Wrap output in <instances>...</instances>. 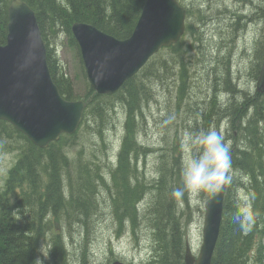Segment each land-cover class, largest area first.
Wrapping results in <instances>:
<instances>
[{
  "label": "trees",
  "instance_id": "1",
  "mask_svg": "<svg viewBox=\"0 0 264 264\" xmlns=\"http://www.w3.org/2000/svg\"><path fill=\"white\" fill-rule=\"evenodd\" d=\"M11 1L13 0H0V45L5 43L7 8ZM20 1L28 4L35 12L47 48L46 61L50 76L60 95L65 100L72 101L78 98L73 92L72 82L63 74L60 64L53 56L49 37H56L59 31L66 33L69 45L76 51L79 59V50L70 32L72 24H89L118 40H125L131 35L145 0ZM262 8L259 7L256 12L258 18L260 15L258 12ZM263 14L264 11L262 17ZM188 15L193 16V13L189 12ZM202 17L198 11L196 20L199 21ZM186 29L188 31L191 29V33L195 35L191 23ZM234 30L236 31L237 28ZM260 47L259 51H255L256 79L264 57V44H260ZM169 50L172 52L169 59H162L159 66H155L160 53L155 55L142 71L126 81L116 94L97 95L88 86L82 97L87 103L83 126L89 128V124H94L93 132L99 142L105 141L104 132L110 126L105 120L106 117L111 120L116 105H120L125 113L123 140L117 156V165L112 163L107 165L109 179L104 178L97 167L75 161L74 169L69 167L66 173L63 171V176L66 175L61 177L60 183H52L49 177L44 176V174L51 176L52 168H49L47 163L50 162L53 169L57 170H64L67 167H56L54 160L57 157L62 165L66 163L65 145L61 143L74 135L62 136L57 143L41 150L12 126L0 121V150L14 153L16 157L5 184L0 187V264H34L41 255L40 248L46 239L49 255L43 260V264H67L66 255L70 256V250L66 243L64 244L63 234L50 235L55 222L41 224L39 218L36 220L38 214L34 221L24 218L25 212L21 210L24 198L28 202L27 208H32L30 198L33 196L16 198L13 194L23 186L35 193L40 189H45L47 193H50L52 188L62 189L61 199L64 203L60 202L57 191L59 202L56 201L54 204L51 202L49 211L57 217L62 231L69 228L65 226L64 220L70 217L73 221L70 228L76 231L86 230V235L88 225L91 224L97 206L100 205L98 194L103 195L108 192L111 194L112 215L119 230L122 232L127 229L133 235L140 220L137 206L142 200H146L143 210H146V219L150 224L154 244V251L146 264H184L187 224L183 215L189 209L190 195L186 191L180 200L171 196L175 188L182 187V163L179 157H175L180 150L178 140L174 146L170 144L166 145L164 150L159 149V164L156 165L159 176L154 177L153 184L143 180L142 174L140 175L135 165L137 155H144L145 150L138 136L142 131L143 110L152 97L147 87V83H151L147 82L148 80L155 82L156 87L162 89L165 87L170 89L171 84L174 87L177 105L180 106L185 102L186 118L192 121L183 128L184 131L196 134L211 127L219 130V126H222L223 122L226 123L225 132L228 135L226 139H230L233 147L232 169L235 176L230 178L225 191L222 220L211 264H248L249 253L254 246L253 240L256 235L260 236L256 263L261 264L264 258V243L261 240L264 237V93L256 90L247 93L237 89L231 72V55L225 54L223 56L225 62L221 66L213 67V72L216 74L214 82L208 81L210 100L203 103L194 102L195 104L191 105V99L188 98L191 79L188 58L183 55V40L171 46ZM181 55L185 60L180 59ZM258 56H261L260 61ZM174 67L177 69L176 72ZM216 71L220 76H217ZM222 94L228 96L225 105L217 103ZM97 121L99 122L94 123ZM200 123L202 127L197 126ZM230 132L234 134L229 135L232 134ZM69 162L67 161L68 164ZM78 168L80 174L77 173ZM242 191L245 192L243 195L248 201L246 208H243L240 201ZM213 192V190H205L203 194L207 196ZM180 204L185 208H179ZM43 207L44 205H41L40 209ZM183 209L184 211H180ZM241 212H248L251 215V221L245 227H241V222L236 218ZM39 213L41 215L42 211ZM124 225L128 227L123 228ZM48 227L51 229H47ZM85 249L86 247L80 257L83 264L86 263L87 257ZM69 264L72 263L69 261Z\"/></svg>",
  "mask_w": 264,
  "mask_h": 264
},
{
  "label": "rangeland",
  "instance_id": "2",
  "mask_svg": "<svg viewBox=\"0 0 264 264\" xmlns=\"http://www.w3.org/2000/svg\"><path fill=\"white\" fill-rule=\"evenodd\" d=\"M181 3L189 12L199 10L204 12L201 23L199 21L193 22V27L196 30V39L187 34V31L182 37L184 41L183 55L188 58L187 63L191 79L188 92V98L192 99L190 101L191 105H194V102L203 103L209 100L211 92L208 81L214 82L216 74L213 72V67L215 65L221 66L225 62L223 58L225 54L231 55V72L233 74V83L236 84L237 89L253 93L257 80L255 78V59L257 57L255 51H259L261 49L260 44H264V17H262L264 0H181ZM259 7L263 8L259 10L258 14L260 15L258 18L256 12ZM186 20V22L195 21L193 16L187 17ZM235 26L237 31L234 30ZM56 39L59 40L57 59L60 61L62 72L72 82L75 96L78 99H82L88 89V84L76 51L70 47L66 33L59 32L53 40ZM171 55L172 52L170 50H161L155 66H159L162 59H169ZM183 55H181V60H185ZM260 58L261 56H258L259 61ZM173 69L175 72L177 71L175 67ZM219 70L222 71L223 68H219ZM217 76H220L218 72ZM147 82L151 83L148 84ZM147 82V87L149 93H152V97L143 110V125L139 142L151 154H145L140 159L139 169L144 174V178L149 181V184L154 177L159 176L156 167L159 164V149L164 150L166 145L169 146L170 144L174 146L178 140L176 134L182 140L184 133L188 132L184 131L183 128L186 125H190L192 120L186 118L187 115L184 111L185 102L180 106L177 105V101L174 98V87L171 84L170 89L168 87L162 89L159 86L156 87V83L153 81L148 80ZM222 98H225V96L223 95ZM124 120V110L120 105H116L115 111L111 114V120L107 117L105 120V122L110 123L104 133L105 143L102 140L99 142L94 134V124H89V128L83 126L77 135L61 143V145H65L67 154L66 163L62 166L67 167L64 170L52 169L50 172L51 176L45 174L44 176L49 177L52 183H60L61 177L63 178L66 175L63 176V171L66 173L69 167L74 169L75 161H78L79 163H89L90 166L97 167L100 174L104 178L109 179V167H107L109 163L106 159L108 156H112L111 162H115L123 134ZM201 125L202 123L197 126L202 127ZM225 129L226 123L220 129L224 139L228 137ZM227 141H230V139L227 138ZM152 150L156 153L154 154ZM231 151H233L232 146ZM198 154V151L185 153L181 149L179 161L182 163V170L186 159L189 156H197ZM178 155L175 154V157H179ZM15 161L14 153L0 150V187L5 184L7 174ZM67 161H70L69 164ZM94 163L96 164L94 165ZM77 173L80 174L79 168ZM234 174V171L231 170L230 176L232 177ZM57 191L60 195V202L64 203L61 199L63 190L57 189V187L52 188L50 193H47L45 189H40L39 192L35 193L23 186L13 194L16 198L33 196L30 198L32 208H27V201L22 203V207L25 208L24 211L27 213V220L34 221L35 216L38 214L36 220L39 218L41 224L46 225L48 222L57 224H53L52 229L50 227L47 229H51L50 235L63 234L64 244L66 243L70 250V256L67 257L66 255L67 264H69V261L72 264H83L80 257L85 247V250H87L85 264H110L114 260L124 261L129 264H146L148 262L154 251V244L152 243L150 224L146 219V210L142 211L144 204L140 208V220L136 224V232L133 235L127 229L122 230V232L119 230L116 219L112 215L111 194L109 192L103 193V195L98 194L97 198L99 196L100 205L99 207L97 206V212L92 217L91 224L89 223L88 225V233L86 235V230L76 231L70 228L73 225L70 217L64 220L65 226L69 228H65L63 231L59 228L57 217L48 209L51 202L54 204L58 201ZM216 192L217 190L215 194ZM212 195L213 193L207 196L206 194L200 196L198 192L191 193L193 204L191 207L189 206L188 211L183 215L188 228L185 240L190 244L192 253L196 257L202 241L204 204ZM48 198H51V200ZM41 205H44L43 209H40ZM179 208L182 209L185 206L180 204ZM40 211H42L41 215ZM180 211H184V209ZM57 213L59 214V209H57ZM127 227L123 226V228ZM68 234H71V236ZM261 240L263 241L264 237ZM258 241H260V236L256 235L253 240L254 246L249 253L248 258L250 261L248 264H258L256 263ZM42 244L43 251L49 253L48 240L46 239ZM39 258L42 260L47 259L43 256L41 257V255H39ZM261 264H264V258Z\"/></svg>",
  "mask_w": 264,
  "mask_h": 264
},
{
  "label": "water",
  "instance_id": "3",
  "mask_svg": "<svg viewBox=\"0 0 264 264\" xmlns=\"http://www.w3.org/2000/svg\"><path fill=\"white\" fill-rule=\"evenodd\" d=\"M185 11L175 0H146L131 34L116 40L95 27L76 23L77 42L86 77L100 95L114 94L162 47L184 30ZM256 91L264 93V59ZM85 103L64 100L51 81L32 10L13 0L8 7L6 44L0 46V120L12 124L35 146L45 148L61 134L77 129ZM224 181L204 205L202 244L195 258L186 247L185 264H211L221 223ZM113 264H122L115 262Z\"/></svg>",
  "mask_w": 264,
  "mask_h": 264
},
{
  "label": "clouds",
  "instance_id": "4",
  "mask_svg": "<svg viewBox=\"0 0 264 264\" xmlns=\"http://www.w3.org/2000/svg\"><path fill=\"white\" fill-rule=\"evenodd\" d=\"M231 141H225L223 134L215 128L193 134L185 132L181 141V149L185 153L198 151L197 156H189L185 161L182 170V187H177L171 192L174 199L180 200L185 192L196 193L199 191H211L223 181L231 178L232 153ZM241 227L251 221L248 212H241L237 215ZM41 255L46 259L49 253L43 251V244L40 250ZM34 264H43L39 257Z\"/></svg>",
  "mask_w": 264,
  "mask_h": 264
},
{
  "label": "bare ground",
  "instance_id": "5",
  "mask_svg": "<svg viewBox=\"0 0 264 264\" xmlns=\"http://www.w3.org/2000/svg\"><path fill=\"white\" fill-rule=\"evenodd\" d=\"M54 161H55L54 163H55L56 167H61L62 166V162L57 157L55 158ZM47 165H48L49 168L53 169V166H52V164L50 162H48Z\"/></svg>",
  "mask_w": 264,
  "mask_h": 264
}]
</instances>
